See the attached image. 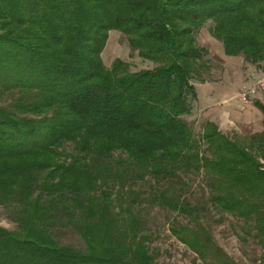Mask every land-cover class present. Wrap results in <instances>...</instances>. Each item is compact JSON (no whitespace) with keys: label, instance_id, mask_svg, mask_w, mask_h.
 Returning <instances> with one entry per match:
<instances>
[{"label":"trees","instance_id":"1","mask_svg":"<svg viewBox=\"0 0 264 264\" xmlns=\"http://www.w3.org/2000/svg\"><path fill=\"white\" fill-rule=\"evenodd\" d=\"M201 29L264 73V0H0V207L14 224L0 264H157L155 207L201 264H237L204 225L211 209L264 264V101L259 131L231 139L204 121L193 134ZM108 32L153 67L105 66ZM190 176L200 200L184 194ZM67 231L82 248L59 243Z\"/></svg>","mask_w":264,"mask_h":264},{"label":"rangeland","instance_id":"2","mask_svg":"<svg viewBox=\"0 0 264 264\" xmlns=\"http://www.w3.org/2000/svg\"><path fill=\"white\" fill-rule=\"evenodd\" d=\"M212 49L215 50V53L218 51L216 46ZM114 58L127 63L129 72L153 67L151 62L137 57L136 52L128 48L126 40L122 35L118 32H108L101 51V60L105 66H109V63ZM237 58L230 65L215 60L212 55L204 61L205 67L202 69L203 73L201 75L203 82L193 83L196 101L194 104L193 102L191 103L192 111L185 117L195 136L201 132V126L204 121L214 123L219 132L231 139L235 136H248L261 129V126L252 122L253 116L250 112L242 110L243 105L238 98V91L241 87L251 86L259 78L264 77V75L246 84L245 75L242 73L243 68H239L240 66L236 62ZM243 83L245 85L237 88L238 84ZM255 100L263 102L264 97L257 93L256 96L249 97L244 104L252 106V102ZM211 111L215 112V116H218V118H215L218 119V122L214 121L211 116V119L206 117V114ZM242 115H245L249 119L241 118ZM190 180L191 182L188 181L189 184L184 190V194L191 201L200 200L203 196L204 185L200 183L198 176H190ZM172 218V213L156 207L147 214L148 226L151 231L149 246L153 251L152 254L155 257V262L157 264H201L189 250L178 243L168 232V225ZM204 225L210 232L213 241L234 262L237 264L258 263L262 254L261 249L255 240L248 235H245V238L241 240L239 239L241 232L239 231L240 222L238 220L229 215H218L211 209L204 219ZM0 227L8 230L14 229V224L6 218L1 207ZM59 243L76 248L83 247L79 237L71 231H67L61 235Z\"/></svg>","mask_w":264,"mask_h":264},{"label":"crops","instance_id":"3","mask_svg":"<svg viewBox=\"0 0 264 264\" xmlns=\"http://www.w3.org/2000/svg\"><path fill=\"white\" fill-rule=\"evenodd\" d=\"M196 40L199 41V42L197 41L199 45H202V46H204L207 49V52H208L207 57H211V55H212V57L215 58V60L224 62L225 64H229V65L232 64L233 61L235 62L234 59L236 57H238L236 59V62L238 64V66H240L239 67L240 69L243 68V72L242 73H244V75H245V78H246L245 79V83L246 84L248 83L249 78L250 79L252 77H255L256 78L258 75H260L261 73H263V72H261L262 71L261 69H260L261 71L259 72V70H256L254 67L245 64L242 61V58L239 57V56H232V57L231 56H224V54L222 53V49H221L220 44L216 40H214L213 38H211L208 35L207 30H205V29H201L197 33ZM214 46H216V49H218V51H216V53H215V50L212 49ZM263 62H264V59H263ZM263 75H264V73L262 75H260V76H263ZM241 85H245V84L244 83L243 84H238V87L237 88H239ZM237 88H236V90H237ZM261 96L264 97V94H262ZM241 104L243 105L242 106V110L243 111L246 110V111L250 112V114L253 116L252 122L254 124H258L260 126V123H259V120H260L259 112L253 106H251V105H248V104L245 105L243 102H241ZM214 113L215 112H212L211 111V112H209V113L206 114V117L207 118H210V116H211V118H213L214 121H217L218 122V119H215L216 117L218 118V116L217 115L215 116ZM241 118H243V119H249L245 115H242Z\"/></svg>","mask_w":264,"mask_h":264},{"label":"built area","instance_id":"4","mask_svg":"<svg viewBox=\"0 0 264 264\" xmlns=\"http://www.w3.org/2000/svg\"><path fill=\"white\" fill-rule=\"evenodd\" d=\"M259 92H264V77L259 78L251 86L241 87L238 91V98L241 102L245 103L249 97Z\"/></svg>","mask_w":264,"mask_h":264}]
</instances>
